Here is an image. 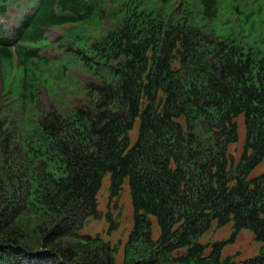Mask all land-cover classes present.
I'll return each mask as SVG.
<instances>
[{
  "label": "trees",
  "instance_id": "16d2710c",
  "mask_svg": "<svg viewBox=\"0 0 264 264\" xmlns=\"http://www.w3.org/2000/svg\"><path fill=\"white\" fill-rule=\"evenodd\" d=\"M262 5L0 0V264H264V171L251 174L264 162V35L233 36ZM51 27H64L56 40ZM107 173L112 195L128 180L132 196L121 263L118 245L81 232L101 216ZM229 223V238L201 241ZM242 228L263 245L236 261L223 250Z\"/></svg>",
  "mask_w": 264,
  "mask_h": 264
},
{
  "label": "rangeland",
  "instance_id": "374dc122",
  "mask_svg": "<svg viewBox=\"0 0 264 264\" xmlns=\"http://www.w3.org/2000/svg\"><path fill=\"white\" fill-rule=\"evenodd\" d=\"M262 11L263 15L251 17L245 22L242 21L241 25L235 29L233 36H235L239 42L244 45H251L255 43L258 37L264 35V5H262ZM222 13L224 16L230 15V17H227L226 19H230L233 24L238 23V19H235L225 6L222 9ZM240 17L245 18V13H241ZM46 34L52 40L59 38V31L55 28L48 29ZM40 103L45 108H51L50 98L44 89H42V92L40 93ZM238 125L239 140L230 147L231 152L237 159L240 157L243 150L245 139V125L242 117L238 119ZM137 132L138 124L132 133L134 139ZM263 171L264 162L258 165L251 174L252 176H255ZM98 208L101 216H90L87 218L81 232L93 236L99 234L106 240L112 242V244L118 245L119 251L117 252L116 257L117 261L121 263L124 255V244L133 227L134 218L132 196L128 180L124 181L119 194L114 196L111 192L110 174H105L98 193ZM116 223L118 224V227L109 234L110 226ZM232 232V223L219 228L213 227L201 237V241L204 243H210L216 240L227 239L232 235ZM262 245L263 243L255 239L254 233L251 229L242 228L237 234L235 240L226 244L223 250V255H232L234 260L240 261L259 254Z\"/></svg>",
  "mask_w": 264,
  "mask_h": 264
},
{
  "label": "clouds",
  "instance_id": "9594fccd",
  "mask_svg": "<svg viewBox=\"0 0 264 264\" xmlns=\"http://www.w3.org/2000/svg\"><path fill=\"white\" fill-rule=\"evenodd\" d=\"M51 28H55V27H51ZM50 29V28H49ZM80 76H82V73L79 74ZM41 89H44V88H41ZM45 90V89H44ZM42 92V91H41ZM47 93V92H46Z\"/></svg>",
  "mask_w": 264,
  "mask_h": 264
}]
</instances>
